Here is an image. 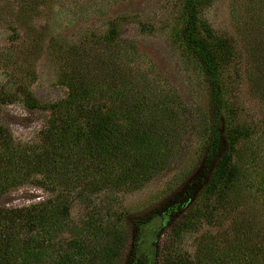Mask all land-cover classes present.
Returning a JSON list of instances; mask_svg holds the SVG:
<instances>
[{
    "label": "rangeland",
    "instance_id": "374dc122",
    "mask_svg": "<svg viewBox=\"0 0 264 264\" xmlns=\"http://www.w3.org/2000/svg\"><path fill=\"white\" fill-rule=\"evenodd\" d=\"M181 3L0 0V90L22 87L39 103L64 99L68 90L61 82L60 45L99 42L115 26L120 40L134 44L136 67L190 111L191 126L189 122L182 147L162 173L131 192L72 195L70 228L56 238L58 253L68 257L44 264H127L137 235L136 218L159 210L167 198H179V187L196 165L207 136L208 109L204 78L177 37ZM195 33L219 56L224 113L229 129L238 132L232 161L240 175L223 204H217L214 195L201 198L191 215L192 227L181 235L173 234L178 218L164 229L163 215L144 223L138 244L146 264H166L164 259L170 256L181 258L179 264H199L201 240L229 234L239 213H253L264 222V0H201ZM18 96L1 106L4 126L15 142L37 143L48 112L28 110ZM46 196L25 184L2 200L10 207H22Z\"/></svg>",
    "mask_w": 264,
    "mask_h": 264
},
{
    "label": "trees",
    "instance_id": "16d2710c",
    "mask_svg": "<svg viewBox=\"0 0 264 264\" xmlns=\"http://www.w3.org/2000/svg\"><path fill=\"white\" fill-rule=\"evenodd\" d=\"M200 1L182 0L177 37L207 87V136L179 187V198L165 199L159 210L134 221L137 235L127 264H146L138 244L144 223L163 215L164 229L178 218L172 228L179 236L192 227L191 215L201 198L214 195L223 204L240 175L232 161L238 132L229 129L224 113L219 56L195 33ZM57 53L68 90L64 99L39 103L22 87L0 90V264H44L68 257L58 253L56 238L70 228L72 195L139 189L170 166L189 122L191 126L190 111L136 67L134 44L120 40L115 26L99 42L60 45ZM19 94L28 110L48 112L37 143L15 142L4 126L1 106ZM25 184L43 190L46 198L22 207L2 200ZM199 251V264H264V222L253 213H239L229 234L204 237ZM164 260L181 262L174 256Z\"/></svg>",
    "mask_w": 264,
    "mask_h": 264
}]
</instances>
